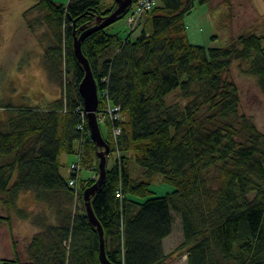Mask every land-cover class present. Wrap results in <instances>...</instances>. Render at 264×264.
<instances>
[{"label": "trees", "instance_id": "16d2710c", "mask_svg": "<svg viewBox=\"0 0 264 264\" xmlns=\"http://www.w3.org/2000/svg\"><path fill=\"white\" fill-rule=\"evenodd\" d=\"M196 2L207 0H159L128 38L106 27L82 43L98 81L99 119L103 104L119 107L107 134L100 124L118 158L92 199L114 264H169L173 254L165 253L164 240L177 222L183 232L177 250H186L187 264H264V133L241 112L239 87L226 75L242 62L264 94V35L242 34L225 47L194 44L185 18ZM117 8L115 2L104 11L102 0H37L25 14L39 16L29 27L50 31L49 70L56 75L65 64L73 80L49 107L13 108L0 119V223L11 226L16 213L37 230L27 261L15 249L1 264H101L99 234L83 200L99 176V148L83 115L84 71L74 39ZM113 127L121 129L117 142ZM65 154L80 155V165L97 178L71 186L79 175L63 176ZM156 175L173 190L157 195ZM23 192L35 193L46 208H20ZM77 193L81 210L74 207Z\"/></svg>", "mask_w": 264, "mask_h": 264}, {"label": "rangeland", "instance_id": "374dc122", "mask_svg": "<svg viewBox=\"0 0 264 264\" xmlns=\"http://www.w3.org/2000/svg\"><path fill=\"white\" fill-rule=\"evenodd\" d=\"M54 1L66 5L70 0ZM115 2L116 0H102V9H110ZM36 3L37 0H0V119H5L9 109L13 108L49 107L66 92L68 84L73 80L72 73L67 76L65 64L54 75L45 63L44 54L50 41V31L44 24H36L34 29L29 27L28 20L37 21V13L28 15L29 18L25 16ZM185 24L192 43L205 47H225L242 34L264 35V0H207L203 4L196 2L193 11L186 16ZM107 31L118 33L123 39L133 32L126 17L108 26ZM137 34L138 32L131 35V39H135ZM226 75L239 87L241 112L252 117L264 133V94L258 80L244 72L242 62L238 61L233 63ZM104 109L103 104L100 124L107 134L109 122L104 116ZM117 158V152L111 153L107 165L113 166ZM79 159L80 155L77 154L63 155L61 173L65 178L71 175L72 164L80 165ZM131 169L136 178H143V170L134 163H131ZM78 172L77 186H81L83 180L97 178L93 168H83L80 165ZM151 182L152 190L159 196L173 190V186L163 182L161 175H156ZM18 206L28 211L46 208L44 204H39L33 192H23ZM83 206L81 195L75 194V209L81 210ZM177 219L180 221L178 216ZM33 230L30 220L23 219L16 213H13L11 226L0 223V264L3 259H13L15 249L22 261L28 260L27 246ZM182 242V227L177 222L166 242L169 253L173 254L171 264H187L186 250H177Z\"/></svg>", "mask_w": 264, "mask_h": 264}, {"label": "water", "instance_id": "95a60500", "mask_svg": "<svg viewBox=\"0 0 264 264\" xmlns=\"http://www.w3.org/2000/svg\"><path fill=\"white\" fill-rule=\"evenodd\" d=\"M116 2L118 8L113 13L107 16H100L94 25L89 28L84 27V31L74 39V54L84 71L83 79L79 85V91L83 98L84 110L87 114L91 139L99 148V151L97 152V157L99 158V176L97 181L84 191L83 200L86 208V215L90 223L97 228L99 234V255L101 264L114 263L111 262L107 256L104 229L95 215L92 199L106 183L108 156L111 153V147L103 136L98 117L100 105L98 81L94 75L89 59L83 52L82 43L94 32L110 26L122 15L126 14L133 5L134 0H116Z\"/></svg>", "mask_w": 264, "mask_h": 264}, {"label": "built area", "instance_id": "2783aa9c", "mask_svg": "<svg viewBox=\"0 0 264 264\" xmlns=\"http://www.w3.org/2000/svg\"><path fill=\"white\" fill-rule=\"evenodd\" d=\"M159 3V0H137V2L133 3L131 8L126 13V20L127 24L131 27L132 31L137 28L144 17L151 12ZM104 116L108 118L110 121H113L114 119L119 117V107L113 106L110 103H107V107L104 109ZM83 115L86 116V112L84 110ZM101 121V119H99ZM113 137L116 141V138L118 135L121 134V129L117 127H113ZM117 142V141H116ZM80 165L77 163H74L70 166V172L71 173H79ZM71 186H77L76 179L70 180ZM117 196L120 197V192H118Z\"/></svg>", "mask_w": 264, "mask_h": 264}, {"label": "crops", "instance_id": "0c3cea01", "mask_svg": "<svg viewBox=\"0 0 264 264\" xmlns=\"http://www.w3.org/2000/svg\"><path fill=\"white\" fill-rule=\"evenodd\" d=\"M94 178H95V176H94ZM37 232V230H36V228L34 227V230L32 231V233L30 234V236H29V240H31V238H32V236L35 234ZM169 237H167L165 240H164V249H165V253H169V248H168V246H167V244H166V242H167V239H168ZM28 240V239H27ZM171 262V261H170ZM169 262V264H171Z\"/></svg>", "mask_w": 264, "mask_h": 264}]
</instances>
